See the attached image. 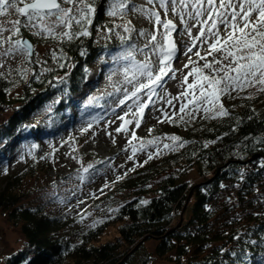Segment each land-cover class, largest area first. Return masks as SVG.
<instances>
[{
  "label": "trees",
  "instance_id": "obj_1",
  "mask_svg": "<svg viewBox=\"0 0 264 264\" xmlns=\"http://www.w3.org/2000/svg\"><path fill=\"white\" fill-rule=\"evenodd\" d=\"M107 7L98 0L90 36L70 43L49 37L36 42L22 28L21 35L33 46L49 44L51 50L41 60L36 55L29 59L24 78V70L0 74V111L8 113L0 123V162L21 137L35 136L38 143L72 131L84 118L105 108L84 109L75 95L100 57L120 46L114 34L97 37L99 31L113 27ZM61 50L67 59L60 62L68 67L60 68L53 60L52 53L59 55ZM232 96L221 99L228 117L205 120L201 113L187 126L169 124L171 133L187 142L185 146L128 171L133 164L119 181H107L110 187L87 205L104 207L105 212L87 228L76 225L75 216L54 212L31 186L38 174L49 171L46 161L34 158L19 172L6 174L0 188V215L23 241L3 256L1 264H149L153 257L145 250L147 240H155V256L173 255L175 264H240L241 258L245 264H259L264 259V143L259 142L264 140V93L247 88ZM45 107L51 114L48 124L34 120ZM158 130L153 128L150 135L165 131ZM208 141L215 142L204 148ZM92 159L89 180L93 183L103 178L111 158ZM187 173L202 179L179 183ZM141 200L148 203L140 204ZM225 201L232 203L226 206ZM111 208L119 211L109 212ZM111 226L115 235L101 241ZM237 235L240 240L233 238Z\"/></svg>",
  "mask_w": 264,
  "mask_h": 264
},
{
  "label": "snow or ice",
  "instance_id": "obj_2",
  "mask_svg": "<svg viewBox=\"0 0 264 264\" xmlns=\"http://www.w3.org/2000/svg\"><path fill=\"white\" fill-rule=\"evenodd\" d=\"M104 2L108 5L106 14L110 17H115L126 10L123 0ZM147 2L153 9L138 11H146L149 19L154 21V31L139 32V36L146 40L143 46H138L134 42L129 43L135 32L130 23L116 24L106 29L107 33L114 34L120 41L121 50L115 55L110 53L113 67L110 68L106 79L107 87L112 88V91L106 92L105 96L112 97L118 102L105 114L117 116L121 121L119 127L115 129L116 133H128L129 126L135 124L128 139L131 154L127 157L128 161L133 162L134 167L128 171L143 167L154 156L178 151L187 143L177 135L155 136L145 140L136 134V129L141 126L145 108L149 106L143 97L146 96L148 101L154 103L153 98L157 90L167 83L165 77L173 80L179 73L181 91L167 99V106H170L172 111L158 109L163 117V119L157 117L160 123L187 126L201 113L203 114L201 118L205 120L228 117L230 113L221 103L223 96L234 99L233 92L238 96L247 88L264 93V0H147ZM97 4L98 0H0V17L12 13L18 17L11 22L10 29L0 27V57L31 54V46L21 37L22 28L33 35H44L61 43L89 37V29L98 11ZM157 8L163 10V16L160 11L155 10ZM117 29H122L123 32ZM5 31L11 34L5 37ZM174 32L181 36L188 35L191 41L183 53L187 57V63H184L182 68L173 67V62L179 59L177 46L172 40ZM80 54L86 55V51L81 50ZM137 56H143V59L139 60ZM52 57L54 61L59 62L60 68L68 67L66 63L60 62L67 59L62 50L59 55L53 52ZM185 69H188L186 73ZM27 74L26 70L23 71L22 78ZM60 82L63 83V79H60ZM102 99L104 97H89L83 108L96 107ZM125 108L127 111H124L123 115L117 114V109L123 111ZM129 116L131 118H126ZM98 119H103V116H93L87 121V127L81 129V134L88 132ZM112 122L114 121H110ZM240 122L238 119L237 123ZM149 133H152L151 128ZM69 140L75 142V138L70 137ZM113 140L115 142V138ZM165 140L170 143H165ZM214 142H205L203 147L207 148L209 143ZM259 142L264 143V140ZM72 143H68L70 148ZM149 148L155 149V152L149 151ZM72 150L75 151L74 148ZM139 152L147 153V159L143 163L136 161ZM93 169L92 164L82 166L78 179L88 182L93 174L90 170ZM127 174L125 172L124 176L117 175L116 181L123 179ZM109 187L108 183L104 185V188ZM104 188L101 189V193ZM147 203L145 200L140 201V204ZM118 211V208L109 209V212ZM233 238L240 240L241 236ZM245 243L256 244L257 241ZM232 255L243 257L247 254L232 252ZM240 264H245L243 258L240 259ZM259 264H264V259H261Z\"/></svg>",
  "mask_w": 264,
  "mask_h": 264
},
{
  "label": "rangeland",
  "instance_id": "obj_3",
  "mask_svg": "<svg viewBox=\"0 0 264 264\" xmlns=\"http://www.w3.org/2000/svg\"><path fill=\"white\" fill-rule=\"evenodd\" d=\"M118 2H120V0H118ZM123 2L126 5V10L115 17H111L112 24L114 26L116 24L130 23V26L135 29V32L132 34L129 43L134 42L138 46H143L146 40L139 36V32L141 30L145 32L154 31V21L149 19L146 11H138V9L152 10L153 6L150 5L147 0H123ZM155 10L160 11L161 16H163V10H159L158 8ZM17 18L15 13L0 17V27L10 29L12 27L11 22ZM25 30L28 31L27 29ZM117 31L123 32L122 29H117ZM193 33L195 34V30H193ZM10 34L11 33L8 31L4 32L5 37ZM29 34L36 42L46 37L44 35H33L31 32H29ZM97 34H99L97 35L99 38H106V35L109 33L105 30L103 33L99 31ZM21 37L27 36L21 35ZM172 40L176 44L179 54V59L173 62V67L182 68L183 64L187 63V57L183 53L186 50V46L190 45L191 41L188 35L185 34L181 36L176 32L172 34ZM50 50L49 44H36L33 46L32 55L0 57V63H2V66H0V74L25 71L26 63L30 62L29 59L33 55H36V58L41 60L43 56L48 55ZM120 50V46L107 50L106 53L100 57L102 61L99 59V64L90 71L81 87V91L75 95V99L84 104L87 103L89 97H105L103 100H100L98 106H96L98 108L101 105H105V108L84 118L72 131L45 138L44 140L38 141V143L33 139L35 136L21 137L16 143L9 146L11 149L9 156L7 155L6 160L0 162V188L6 174L17 173L34 158H40L41 161H46L48 166L50 165L49 171L38 174L37 180H35L34 184L31 186L34 187L37 192L44 195L43 199L49 202V207L54 212L66 213L68 216L77 217L76 225H80L81 228H87L98 221L104 214L105 208H88L87 205L92 203L93 199L99 196L101 189L104 188L107 181L115 179L117 175L121 176L133 165V162L128 161L127 157L131 154V148L128 146V139L131 136V129L135 128V124L133 123L129 126L130 131L128 133H116L115 129L119 127L121 121L117 119V116L105 114L108 109L114 108L118 102L112 97L105 96V93L112 91V88L107 87L108 81L106 79V75L109 73L110 68L113 67L110 62V53L115 55ZM193 58L195 59V57ZM137 59L142 60L143 56H137ZM184 71L186 73L188 69ZM165 80H167V83L163 88L157 90V94L153 98L154 103L153 101H148L146 96L143 97V99L148 102L149 106L145 108L140 128L136 129V134L139 138L146 140L155 137L151 136L152 134L150 135V128H159L160 130L158 131L165 130L163 133L160 132L156 134V136L159 137L175 135L171 133L169 123H160L157 117L163 119L158 109L164 108L169 112L173 110L170 106H167V99L178 95L181 91L179 87L180 74L177 73L176 79L168 80V78L165 77ZM190 81L191 77L189 78V82ZM250 89L254 90V88ZM178 107L179 104L177 103L176 110H178ZM124 111H127V109L125 108L123 111L117 109V114L123 115ZM7 116V112L0 111V123ZM93 116H103V119H98L94 122L93 127L82 135L81 129L87 127V121ZM126 118L131 117L129 116ZM50 119L51 114L47 107L43 108L34 118L35 121H40L44 124H48ZM110 121L114 122L110 123ZM33 124H35L34 121H31V125ZM109 133H111V135H109ZM70 137L75 138L74 143L69 140ZM113 138H115V142ZM65 142L72 143V148ZM164 142L170 143V141L167 140ZM33 145H35L34 148L32 147ZM73 148L75 151L72 150ZM149 151L155 152V149L149 148ZM93 157L103 159L111 158L108 161L109 166L106 168L103 178H99L93 183L92 180H89L90 182H82L78 179V173L82 171V166L87 167L89 164L94 165L95 162L92 159ZM158 157L160 156H154L153 159L155 160ZM143 159H147V153L139 152L136 156V161L139 162ZM121 165H123V167H121ZM179 167L181 166H178V168ZM201 179L202 178L199 177L196 178L193 173H187L183 174L178 182L188 181V183H193ZM231 203L232 201H225L224 204L228 206ZM77 205H79V207H77ZM81 217H83V219H81ZM114 235L115 231L113 226H111L107 229L106 233L102 235L100 240L103 242L110 240ZM22 241L23 238L20 232L7 223L0 215V264L3 256L17 249ZM154 246L155 240H147L145 242V250L153 257V260L149 264H175L174 261L171 260L174 258L173 255H169V258L155 256L153 253ZM184 262L183 260V263Z\"/></svg>",
  "mask_w": 264,
  "mask_h": 264
},
{
  "label": "water",
  "instance_id": "obj_4",
  "mask_svg": "<svg viewBox=\"0 0 264 264\" xmlns=\"http://www.w3.org/2000/svg\"><path fill=\"white\" fill-rule=\"evenodd\" d=\"M23 38V40H26L27 42H28V44L31 46V49H32V51H31V54L30 55H32V53H33V44H32V42L30 41V39H28L27 37H22ZM259 155H253L252 157H250V159L249 160H252L253 158H256V157H258ZM191 192H192V190L190 191V193H189V195H188V198H189V196L191 195ZM180 222H181V219H180V221H179V223H178V225H180ZM145 239V238H144ZM144 239H142L138 244H136L135 245V247L132 249V250H134L135 248H137L138 247V245L141 243V242H143V240ZM126 257V256H125ZM124 257V258H125Z\"/></svg>",
  "mask_w": 264,
  "mask_h": 264
},
{
  "label": "bare ground",
  "instance_id": "obj_5",
  "mask_svg": "<svg viewBox=\"0 0 264 264\" xmlns=\"http://www.w3.org/2000/svg\"><path fill=\"white\" fill-rule=\"evenodd\" d=\"M253 159H254V158H253ZM253 159H252V160H253Z\"/></svg>",
  "mask_w": 264,
  "mask_h": 264
}]
</instances>
